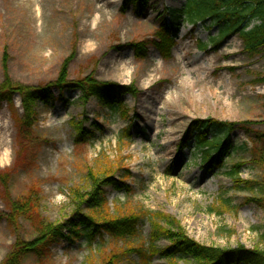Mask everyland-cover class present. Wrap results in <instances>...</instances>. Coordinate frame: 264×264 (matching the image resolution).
<instances>
[{"label": "rangeland", "instance_id": "374dc122", "mask_svg": "<svg viewBox=\"0 0 264 264\" xmlns=\"http://www.w3.org/2000/svg\"><path fill=\"white\" fill-rule=\"evenodd\" d=\"M37 1L41 19L31 17L29 2L0 0V83L7 74L15 84L44 86L65 65L69 81L92 75L132 85L137 94H123L121 109L112 111L96 97L83 102L78 90L59 95L54 88L49 102L38 103L27 137L16 122L20 98L13 97V107L0 104V263L16 240L36 236L39 221L68 218L74 210L71 190L87 188L88 170L107 165L118 169L116 176L129 173L126 188H105L109 213L158 212L164 216L157 225L174 219L206 245L263 246L264 208L251 198L264 192V141L255 137L264 136V50L245 52L237 34L212 45L217 26L177 21L169 55L150 45L137 57L130 43L153 40L164 9L181 8L185 0H148L143 11L130 4L122 10L123 0ZM207 118L245 122L249 129L231 132L234 149L219 169L201 162L192 143L177 152L189 124ZM71 120L83 122L92 135L76 142ZM238 162L239 179L254 182V192L238 189L226 173ZM31 194L38 210L10 221L12 203ZM137 230L124 239L104 234L91 246L83 235L62 239L42 255L26 254L21 263L102 264L112 252L148 247L149 220L144 217ZM166 243L158 238L155 245ZM119 264L163 260L145 262L132 252Z\"/></svg>", "mask_w": 264, "mask_h": 264}, {"label": "trees", "instance_id": "16d2710c", "mask_svg": "<svg viewBox=\"0 0 264 264\" xmlns=\"http://www.w3.org/2000/svg\"><path fill=\"white\" fill-rule=\"evenodd\" d=\"M147 2L148 0H123L122 10L130 4L134 5L135 9L143 11ZM164 11L166 18H162L153 40L130 43L137 57L146 55L147 47L150 45L161 55H169L174 40L173 27L177 21L187 22L193 27L199 23L207 28L217 26V35L209 38L212 45H218L230 34H237L245 52L254 55L264 50V0H185L181 8H165ZM199 47L206 48V43L199 42ZM54 88L59 95L67 88L78 90L83 102L90 97H96L112 111L121 109L120 98L123 94H137L132 85L98 81L92 75L69 81L65 65L61 67L56 80L44 86L15 84L6 74L0 83V104L6 102L13 107V97L17 95L20 98L22 115L16 122L21 136L31 135L37 117L36 107L38 103H47L53 98ZM124 113L125 111L122 112ZM71 123L76 142L84 141L92 135V130L86 129L83 122L71 120ZM130 126L131 123L125 130L127 136ZM236 129L248 128L245 127V122L221 121L214 118L196 119L189 124L177 152L182 153L189 147V143H192L194 151L196 150L201 157V162L210 169H219L224 166L225 158L234 149L230 134ZM255 137L264 141V136L255 134ZM242 165V162L233 164L226 173L236 183L238 189L254 192L256 189L254 182L238 177L239 167ZM113 167L107 165L96 171L88 170L87 188L71 190L74 206L72 214L57 223L39 221L36 236L27 242L16 240L0 264H22V258L28 253L42 255L53 243L62 239L74 241L81 235L90 246L96 237H102L104 234L114 238L131 237L136 235L138 224L144 217L152 226L148 247H129L112 252L101 262L102 264H119L124 256L132 252L138 253L145 262L150 261L153 256H158L163 260V264H264V245L252 248H245L243 245L234 248L206 245L190 237L174 219L173 221L166 219L167 226L157 225L159 218L164 216L158 212L140 211L119 215L109 213L105 188L108 186L117 190L126 188L124 178L129 175L125 171L123 175L116 176L118 169ZM262 200L264 192L260 193L259 198H251V201H256L264 208ZM37 203L34 194L12 203L9 220H14V217L29 218L38 210ZM261 237L264 241V234ZM158 238L164 239L167 243L161 247L156 246Z\"/></svg>", "mask_w": 264, "mask_h": 264}, {"label": "bare ground", "instance_id": "6f19581e", "mask_svg": "<svg viewBox=\"0 0 264 264\" xmlns=\"http://www.w3.org/2000/svg\"><path fill=\"white\" fill-rule=\"evenodd\" d=\"M29 2V7H32V14L31 17H33L34 19H41L43 12H42V8L39 5L37 0H21V3H27Z\"/></svg>", "mask_w": 264, "mask_h": 264}]
</instances>
